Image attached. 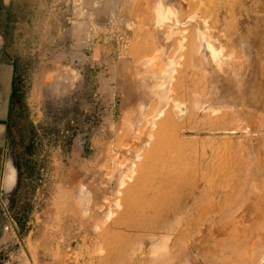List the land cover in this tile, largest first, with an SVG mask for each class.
Returning a JSON list of instances; mask_svg holds the SVG:
<instances>
[{"label": "rangeland", "instance_id": "1", "mask_svg": "<svg viewBox=\"0 0 264 264\" xmlns=\"http://www.w3.org/2000/svg\"><path fill=\"white\" fill-rule=\"evenodd\" d=\"M263 4L0 0V42L16 66L8 142L17 170L16 188L0 203V264H119L134 208L180 181L185 163L196 169L188 167L170 202L192 198L193 209L201 206L203 219L193 227L199 235L223 209L236 214L235 222L249 220L234 255L254 243L260 259L264 135L237 128L251 120L264 128V112L261 117L246 104L248 117L223 116L217 106L240 99L222 91L219 69L212 68L226 56L234 59L241 63L235 77L250 86L256 51L231 47L237 34L264 36ZM184 123L193 128L181 135ZM179 138L187 141L189 162L170 152ZM204 143L209 152L216 148L215 187L196 198L192 191L211 186L197 181L200 168L189 159ZM136 247L140 261L144 253Z\"/></svg>", "mask_w": 264, "mask_h": 264}, {"label": "bare ground", "instance_id": "2", "mask_svg": "<svg viewBox=\"0 0 264 264\" xmlns=\"http://www.w3.org/2000/svg\"><path fill=\"white\" fill-rule=\"evenodd\" d=\"M260 17H262V20L264 21V15ZM250 32L251 33L248 34L250 37H246L243 34H237V36L234 39V43L232 44V47H231V51H235V50H240L244 52L248 50L250 52L256 51L254 55H256L257 59H255L253 70L250 76V79H251L250 86L245 85L244 82L241 84L240 80L235 77V74L238 72V67L241 65V63L235 62L233 61L234 59L232 60L226 56L225 58H223V60H220L217 63V66H214L216 64L214 65L212 64L213 70H217V68L219 69V72L216 73L217 76L219 77L218 79L219 82L217 85H219V87L222 88V91L226 92L227 95L232 96L234 98L238 97L240 99V102L227 101L228 103L223 104L222 107L217 106L218 109H221L222 115L225 117H229V116H233L237 118L238 116L243 117V118L248 117L250 114H248L247 112L248 105L246 104H253L254 108L251 106L253 111L258 112V114H260L261 117L263 116V112H264V36L259 38V33H257L256 37L254 38L253 37L254 32L252 31ZM262 34H263V31H262ZM199 53L200 52L195 51L194 58L196 59V62L200 61L201 63L202 58H201V54ZM245 66H247V64L245 60H243V68ZM183 110L184 108L180 107V111L183 112ZM154 111L155 110H152L151 112H154ZM181 117L185 119L184 116H181ZM144 118L149 120L148 117H144ZM251 121L249 124H246L244 126L242 125L238 127L237 129L245 128L247 131L261 132L260 134L264 135V128H262L257 123V121H252V123ZM187 128H193V127L184 123L181 125V128L178 132L181 135H185L186 131L188 130ZM234 129L236 128L234 127ZM177 141L178 142H176L175 145L170 146L171 147L170 152L176 156V151H177L178 155H181V159L183 161H187L188 157L185 154L186 152L184 153V150L182 149L184 145H186L187 141L186 139H180V138L177 139ZM257 142L259 143V141ZM208 146L209 145L204 143L201 149L199 148L198 151H196L195 153L192 152V156L189 155L190 156L189 159L192 160V163L193 161H195L197 169L200 168L199 169L200 170L199 172L200 180H197V181L198 182L205 181L209 185H211L209 186V188L205 187L206 189L204 188L205 189L204 192L199 191L198 193L199 195H197L194 191H192V194L197 195V196L194 195V197L196 198L200 197V193H203V194L205 193L207 195L211 194L212 193L211 191L215 187L213 184L212 178H214L213 176H215L216 174L211 176V173L214 174L215 172L213 168L211 169L212 167L211 165L216 156V153H215L216 148L214 149V151L211 150L209 152V150L205 149V147H208ZM192 151H193V148H192ZM189 152H191V150H189ZM217 155L219 157V154ZM240 159L243 160L242 158ZM261 159L264 163V157H261ZM218 161L217 163L219 164ZM259 163L260 162L258 161V164ZM185 164H186V168L180 171V176L182 179L178 182L176 181V184L173 187H171L170 189L168 188L169 190H165V192L163 191L157 192L155 195L150 196V198L146 197L145 199H142L138 202L139 209L134 208L135 218H133V220L131 221V225L127 226L125 230L123 231V234L127 240L124 242V245L120 249L119 254L116 256L117 259L115 258L116 263L118 262L119 264H139L140 262V264H142L143 261H146L145 262L146 264H253V263L260 264L264 262V254L262 256L259 255L260 259H256V257L258 258L256 254L259 253L261 250L257 246V244H254V243L246 247V251H247V252L245 251L246 255H244L245 252L243 255H240L239 257L235 256L236 254L234 255V252H236L235 250L236 245H238V247L239 246L241 247V245L245 242L246 237H244L245 232L243 231L242 227L246 225L244 229H247V232H248L249 229L247 228V222L249 223V220L247 218L246 219L248 221L245 220L246 223L243 221L244 219L240 220L241 222L242 221L244 222V223L242 222V226H241V222L239 221V219L235 222L236 214L233 211L229 210L228 212L224 209L220 210L219 213L215 216V220H214L215 223L208 222L203 227V229L200 227V231H199L200 235H199L197 234V230H194L193 227L195 226V228L198 229L197 227L198 225L196 226V222L200 221V219H203L202 217L203 212L201 211L202 209L201 206L200 207L196 206L195 209H193L195 202L193 200L191 201L192 198H190V200L186 201L185 203H182V201L181 203H179L180 200H178V202L174 204L173 199H172L173 202L172 203L170 202L171 197H174L172 196L173 192L181 191L180 189H182L184 179L188 177L187 176L188 170H189L188 167H191V166H187L188 163H185ZM214 164L216 163H213V165ZM192 167L195 168V166H192ZM239 169L241 168L239 167ZM191 171H195V170H191ZM196 171L194 172V174L196 173ZM230 172L232 174V171ZM234 173L236 174V172ZM232 176L233 175H231V177ZM209 181H212V182H209ZM230 181L231 180H229V183ZM214 183L217 184V182H214ZM162 185L165 186V181L162 182ZM200 186L201 185H199V187ZM203 187L204 186H201L202 190H203ZM258 192L260 191L258 190ZM211 195L209 197H211ZM206 198L207 200H209L208 196H206ZM190 201L193 203H191ZM160 202H163V203L159 205ZM169 202L171 204H169ZM182 208H184V210ZM143 216H144V219L146 220L145 221H143V219L139 220V218ZM242 218H244V216ZM87 225L90 226V222H88ZM190 228L193 229L191 231H194L196 236L194 235V233L191 234L188 232L190 230H187V229H190ZM149 232H151V234H149ZM185 236L188 237L187 241L182 240V239H186V238H183ZM261 236H263L264 238V230L262 231ZM260 239H262V237ZM98 242L99 240L95 244H97ZM98 244L96 245V247H98ZM136 245L141 248V250L144 253L143 256L145 257L141 259L140 261L138 260L140 259L141 256L139 257L136 255H133L134 254L133 247H135ZM100 248H101V244H100ZM194 253H197V256L196 254L193 255Z\"/></svg>", "mask_w": 264, "mask_h": 264}, {"label": "crops", "instance_id": "3", "mask_svg": "<svg viewBox=\"0 0 264 264\" xmlns=\"http://www.w3.org/2000/svg\"><path fill=\"white\" fill-rule=\"evenodd\" d=\"M15 81V63L0 42V203L9 201L7 197L17 186V170L8 142Z\"/></svg>", "mask_w": 264, "mask_h": 264}]
</instances>
